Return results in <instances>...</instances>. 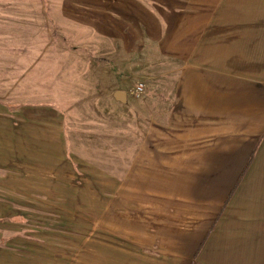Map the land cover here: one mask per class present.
<instances>
[{
    "label": "crops",
    "instance_id": "0c3cea01",
    "mask_svg": "<svg viewBox=\"0 0 264 264\" xmlns=\"http://www.w3.org/2000/svg\"><path fill=\"white\" fill-rule=\"evenodd\" d=\"M2 153L79 203L58 264H264V0H0Z\"/></svg>",
    "mask_w": 264,
    "mask_h": 264
},
{
    "label": "rangeland",
    "instance_id": "374dc122",
    "mask_svg": "<svg viewBox=\"0 0 264 264\" xmlns=\"http://www.w3.org/2000/svg\"><path fill=\"white\" fill-rule=\"evenodd\" d=\"M13 1L20 2L22 0ZM5 156L6 153L0 154V158L3 160H5ZM4 169L5 168L0 167V246L7 247V244H12V241H16L20 237L29 241L39 240L44 244H40L41 248L39 251H42L43 254L39 256L38 261L42 262L44 259L47 264H58V256H60L62 251L68 250L66 247H61L59 241H69L70 239L68 237L69 232L64 231L61 225L74 224L79 226L86 222V217L84 215L81 217L74 214L75 209L79 207V203L68 199L66 205L61 206L56 205L52 199L51 201L46 200L45 202H42L41 205L36 200L31 201L27 199H19L13 201L14 199L10 196L9 199L11 200H7L6 198L8 194H6L7 190L5 189V186H9V184H6L5 181H1L2 177L5 178V172L8 171L7 168L5 169L7 171ZM74 186H79V189L82 191H85L83 189L86 188L80 183H63L58 184L57 187L59 190H64L65 188H72ZM53 187L54 185H52V188ZM18 190L21 189L18 188ZM71 213L74 215H71ZM79 241L80 238L75 239V242L79 243ZM78 248L82 249L83 247ZM22 250V248H18L15 252L20 253ZM81 253L82 252L79 251V255H81ZM82 256L83 258L86 257L84 252L82 253ZM11 259L12 257L7 258L0 254V264H16L17 262H21L20 258H16V260ZM8 260H11V262L6 263ZM62 264H69V262Z\"/></svg>",
    "mask_w": 264,
    "mask_h": 264
},
{
    "label": "built area",
    "instance_id": "2783aa9c",
    "mask_svg": "<svg viewBox=\"0 0 264 264\" xmlns=\"http://www.w3.org/2000/svg\"><path fill=\"white\" fill-rule=\"evenodd\" d=\"M144 90H145V83L143 81H138L132 88L131 91L132 96L134 98H140L143 95Z\"/></svg>",
    "mask_w": 264,
    "mask_h": 264
}]
</instances>
